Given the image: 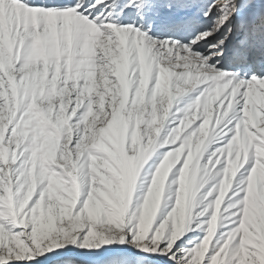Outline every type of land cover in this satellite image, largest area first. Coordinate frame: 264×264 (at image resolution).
Listing matches in <instances>:
<instances>
[{"label": "snow or ice", "instance_id": "obj_1", "mask_svg": "<svg viewBox=\"0 0 264 264\" xmlns=\"http://www.w3.org/2000/svg\"><path fill=\"white\" fill-rule=\"evenodd\" d=\"M0 264H264V0H0Z\"/></svg>", "mask_w": 264, "mask_h": 264}]
</instances>
